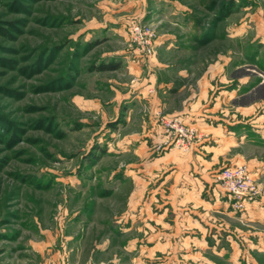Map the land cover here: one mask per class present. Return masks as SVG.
Masks as SVG:
<instances>
[{
    "label": "rangeland",
    "instance_id": "1",
    "mask_svg": "<svg viewBox=\"0 0 264 264\" xmlns=\"http://www.w3.org/2000/svg\"><path fill=\"white\" fill-rule=\"evenodd\" d=\"M134 19L155 32L150 55L130 40ZM162 30L181 47L170 57L199 54L204 69L225 54L236 80L264 81V0H0V264H136L156 243L167 251L152 264H177L170 153L203 136L193 128L183 143L169 131L178 116H168ZM101 63L117 68L93 69ZM224 168L212 182L240 213ZM162 218L161 241L140 239ZM258 220L242 225L246 242ZM245 252L209 258L264 264V246Z\"/></svg>",
    "mask_w": 264,
    "mask_h": 264
},
{
    "label": "crops",
    "instance_id": "2",
    "mask_svg": "<svg viewBox=\"0 0 264 264\" xmlns=\"http://www.w3.org/2000/svg\"><path fill=\"white\" fill-rule=\"evenodd\" d=\"M162 31L168 116H178L203 136L192 152L181 156L170 153L177 264H219L209 257L226 253L230 259L239 260L250 247L264 246V229L259 224L249 232L257 236L253 242H246L250 234L242 226H253L256 223L252 220L257 219L263 222L264 194L239 213L231 208L226 196L220 195V187L212 180L224 166L245 164L252 177L264 185V93L252 98L264 81L259 77L251 81L245 76L236 80L232 73L238 64L235 67L225 54L210 53L203 59L209 60L204 69H195L199 54L190 58L177 53L172 58L168 54L181 47L176 48L174 38L168 40L166 31ZM210 42L204 41L201 46ZM179 63L181 67L170 73ZM168 200L173 205L171 198ZM163 220L155 221L157 227L149 229V234L147 229L140 239L161 241L165 233L158 225L161 227ZM226 234L235 235L237 241L228 244ZM165 246L156 243L142 249L136 264H152L155 253L167 251Z\"/></svg>",
    "mask_w": 264,
    "mask_h": 264
},
{
    "label": "built area",
    "instance_id": "3",
    "mask_svg": "<svg viewBox=\"0 0 264 264\" xmlns=\"http://www.w3.org/2000/svg\"><path fill=\"white\" fill-rule=\"evenodd\" d=\"M130 40L139 54L150 55L153 52L155 32L149 24L137 19L128 24ZM169 131L177 136L181 142L190 141L194 134L193 128L186 127L178 117L168 118ZM222 186L233 201V207L241 210L262 194V187L251 176L244 164L225 167L220 174Z\"/></svg>",
    "mask_w": 264,
    "mask_h": 264
},
{
    "label": "trees",
    "instance_id": "4",
    "mask_svg": "<svg viewBox=\"0 0 264 264\" xmlns=\"http://www.w3.org/2000/svg\"><path fill=\"white\" fill-rule=\"evenodd\" d=\"M117 65L115 64H110V65H106L101 63L100 65H97L95 68H93L94 70H111V69H116Z\"/></svg>",
    "mask_w": 264,
    "mask_h": 264
}]
</instances>
